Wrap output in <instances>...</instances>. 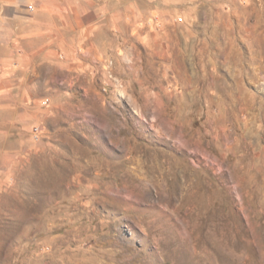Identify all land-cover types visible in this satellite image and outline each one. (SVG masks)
Returning a JSON list of instances; mask_svg holds the SVG:
<instances>
[{
    "label": "rangeland",
    "instance_id": "374dc122",
    "mask_svg": "<svg viewBox=\"0 0 264 264\" xmlns=\"http://www.w3.org/2000/svg\"><path fill=\"white\" fill-rule=\"evenodd\" d=\"M60 28L0 136V264H264V0Z\"/></svg>",
    "mask_w": 264,
    "mask_h": 264
},
{
    "label": "crops",
    "instance_id": "0c3cea01",
    "mask_svg": "<svg viewBox=\"0 0 264 264\" xmlns=\"http://www.w3.org/2000/svg\"><path fill=\"white\" fill-rule=\"evenodd\" d=\"M128 1L135 4V0ZM112 3L115 0H0L1 137H6L3 129L13 122L7 116L11 103L32 88L40 42L46 43L42 50L47 56L61 26L70 20L84 28L97 25Z\"/></svg>",
    "mask_w": 264,
    "mask_h": 264
},
{
    "label": "built area",
    "instance_id": "2783aa9c",
    "mask_svg": "<svg viewBox=\"0 0 264 264\" xmlns=\"http://www.w3.org/2000/svg\"><path fill=\"white\" fill-rule=\"evenodd\" d=\"M34 131H37V128H34Z\"/></svg>",
    "mask_w": 264,
    "mask_h": 264
}]
</instances>
